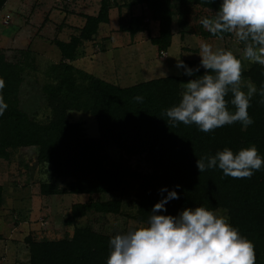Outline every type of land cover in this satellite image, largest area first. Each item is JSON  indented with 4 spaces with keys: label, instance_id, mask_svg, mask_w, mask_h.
<instances>
[{
    "label": "trees",
    "instance_id": "1",
    "mask_svg": "<svg viewBox=\"0 0 264 264\" xmlns=\"http://www.w3.org/2000/svg\"><path fill=\"white\" fill-rule=\"evenodd\" d=\"M5 1L0 0V9ZM111 1L100 0L95 15L82 14L83 23L77 34L70 35L66 41H54L60 60L47 65L44 71L45 80L40 86L47 108L44 120L32 118L21 108L23 74L26 67L32 66L31 52L18 50L19 58L13 61L6 51L0 50V78L5 85L0 95L7 104L0 116V157H9L15 150L33 146L35 161L46 164L50 172L49 179L39 183L40 194L86 195L85 201L71 203L61 219L63 226L71 227L69 235L66 232L55 240H36L29 233L24 235L27 264H106L109 239L118 229L112 227L105 232L89 223L78 226L76 222L89 212L94 216L121 214L122 192L130 184L134 186L136 198L131 219L137 225L146 223L153 205L167 195L161 189L176 191L179 198L170 200L165 205L166 211L160 214L177 216L184 208L198 206L213 211L221 209L229 223L254 244L256 264H264V166L250 179L225 176L218 167L199 173L196 167V159L201 155H215L225 147L237 152L255 145L264 159V103H261L264 97L259 95L264 84V66L245 63L235 54L243 62L241 81L258 89L248 109L254 120L252 125L244 128L236 122L208 133L199 131L195 125L173 126L163 112L181 99V80L203 75L202 67L191 77L184 75V69L180 68L179 75L121 87L71 62L76 48L83 41L92 40L99 24L108 21ZM221 2L131 0L125 5L142 6L137 15H130L124 22L123 29L134 34L147 29L149 20L154 21L157 34L150 36L149 42L164 52L171 41L175 11L185 13L193 4L211 10L214 15ZM199 33L219 37L201 25ZM220 35L225 38L230 33ZM180 61L194 70L200 65L199 59L180 58ZM138 95L143 97V102L134 100ZM231 98L229 93L226 99ZM228 107L234 111L230 103ZM71 112L93 118L92 136L85 133L81 121L69 118ZM111 147L116 153L113 159L107 155ZM131 158H138L140 162L133 166ZM2 201L0 185V206Z\"/></svg>",
    "mask_w": 264,
    "mask_h": 264
},
{
    "label": "rangeland",
    "instance_id": "2",
    "mask_svg": "<svg viewBox=\"0 0 264 264\" xmlns=\"http://www.w3.org/2000/svg\"><path fill=\"white\" fill-rule=\"evenodd\" d=\"M70 1L54 0L51 3L48 2L42 8V13L33 9L34 4H37L35 0H32L33 3H25L26 10H22V13L9 3H5L0 10V50L6 51L13 61L19 58L18 50L28 49L31 52L32 66L26 67V74H23L21 108L38 121L44 120L47 113L43 94L40 91V86L45 80L44 71L47 65L60 60L54 41L58 39L66 41L70 35L77 34L78 27L83 23L82 16H78L77 13L95 15L100 0H90V3H85L84 6L78 5L75 0ZM129 2L131 0H112L110 2L109 21L100 23L95 37L90 41H83L76 48L75 58L71 61L76 67L123 87L151 78L179 75L180 68L176 66L177 61L180 58L200 60L199 45L201 42L209 43L213 49L220 47L231 50L243 60V47L234 34L221 39L220 37L202 36L199 33L200 20L211 17L213 12L193 4L188 7L185 13L174 12L171 22V41L164 50L165 55L163 56L149 42V37L157 34L154 21L149 20L147 29H141L136 34L122 32L128 15L138 14L142 6L138 4L126 6L125 4ZM67 3L69 6L65 5ZM116 4L118 5L116 6ZM28 6H32V8H28ZM55 8L60 12L52 11ZM47 12H50L51 20L54 19L52 24L54 23L60 29L54 27L53 33H45L42 35L44 37L33 38L31 33L25 34V32L20 35L22 28H19V25H21L24 17L27 18L31 15L35 19L34 23H39L41 15H46ZM62 12H65L66 15ZM5 13L9 17L6 25L1 23ZM35 27L28 29L34 33ZM201 27L205 29L202 25ZM16 32H18L17 35H15ZM27 39H30L28 47H26ZM23 41L24 43H22ZM243 61L249 63L246 60ZM31 68L34 70L31 71ZM187 82L188 80H181V83ZM247 86L246 81H241L243 91L247 92ZM69 118L81 121L87 135L92 136L94 134L91 116L80 112H71ZM35 151V147L31 146L15 150L9 157H0V185L3 199L0 206V234L2 236L0 247H4L6 244L3 238H6L8 244L11 242L9 239L20 240V237L26 234L27 222L31 225L32 223L35 224L40 217L47 220L46 228L55 226L63 228L61 219L68 213L70 204L86 200L84 194H40L39 183L47 181L50 172L46 164H38L35 161ZM107 152L110 159L116 157L115 149L112 147ZM139 162L138 158H131L130 163L134 166ZM141 169L145 170L142 167ZM134 193V186L131 184L122 192L121 214H106V216L96 214L94 216L93 212H89L86 217L79 218L76 225L82 226L89 223L94 229L105 232H108L112 227L118 230H127L129 226L136 224L131 219V214L134 213L136 207ZM214 211L218 215L225 216L221 209ZM23 219L27 221L24 222L25 224H21ZM18 243V245H22L21 241ZM2 249L4 248L0 250ZM4 253V255L2 254L4 260L0 261V264H12L11 255L7 254L6 251ZM1 257L0 254V259Z\"/></svg>",
    "mask_w": 264,
    "mask_h": 264
},
{
    "label": "clouds",
    "instance_id": "3",
    "mask_svg": "<svg viewBox=\"0 0 264 264\" xmlns=\"http://www.w3.org/2000/svg\"><path fill=\"white\" fill-rule=\"evenodd\" d=\"M200 23L221 39L220 34H234L243 44V60L264 66V0H222L214 15L202 18ZM199 57L200 65L195 70L177 61L184 75L191 77L200 67L205 72L181 83V99L163 114L173 126L195 125L204 133L236 122L244 128L252 125L248 109L258 89L250 83L247 92L242 90V60L231 50L213 49L206 42L199 45ZM4 86L0 78V91ZM229 93L230 100L226 99ZM259 95L264 97V84ZM134 100L140 103L143 97L138 95ZM229 103L234 111L229 110ZM6 109L0 95V116ZM262 166L264 159L255 145L237 152L225 147L215 155L203 154L196 159L199 173L218 167L234 179H250ZM160 191H167V195L153 205L146 223L117 230L109 239L106 264H256L254 244L229 223L228 217L204 206L184 208L177 216L160 214L170 200L179 198L176 191Z\"/></svg>",
    "mask_w": 264,
    "mask_h": 264
},
{
    "label": "crops",
    "instance_id": "4",
    "mask_svg": "<svg viewBox=\"0 0 264 264\" xmlns=\"http://www.w3.org/2000/svg\"><path fill=\"white\" fill-rule=\"evenodd\" d=\"M52 1H54V0H35V3H37V4H34V8L33 9H36L37 12L42 13V8L45 6V4H47L48 2L51 3ZM75 1L78 3V5H81V6H84L85 3H87V4L90 3V0H75ZM91 1H93V0H91ZM28 2L29 3H33L32 0H6L5 1V3H7V4L9 3L18 12H21V13H22V10H26L25 3L28 4ZM69 3H67L65 5H68ZM28 8H32V6H30V7L28 6ZM73 10H74V8H73ZM52 11H55V12L59 11L60 12V10H57L56 8L53 9ZM55 12H54V14H56ZM49 13L47 12L46 15L42 14L39 23H36V22L34 23L35 19H34V17L32 18L31 15L28 16L29 18L28 17L27 18L24 17L23 20H22L21 25H19V28H22L20 35H22L24 32H25V34H27V33L30 34L31 33L32 37L34 38V37H37V36L41 37L42 35H45V33H48V32H52L53 33V31H54L53 28L54 27L57 28V26L54 23L52 24L54 19L51 20V15ZM62 13L64 15H66L65 12H62ZM77 14H78V16H80L83 13L82 14L81 13H77ZM88 15H90V14H88ZM130 15H137V14H134V13L133 14H129L127 19L129 18ZM52 17H53V15H52ZM55 18H57V17H55ZM108 21H109V19H108ZM31 22H33V23L31 24ZM60 24H62V23H60ZM59 26H61V25H59ZM69 26H71V24H69ZM32 27H35L34 33H32L28 29V28H32ZM57 29H60V28H57ZM18 31H20V29H18ZM122 32H126V33L129 34V32L127 30H124L123 28H122ZM136 33L137 32H135L134 34H136ZM17 34H18V32L15 33V35H17ZM42 37H44V36H42ZM20 38H22V37L20 36ZM33 38H32V40H33ZM29 40L30 39H27V43H26L27 46L26 47L29 46ZM58 40H61V39H58ZM130 41H132V40L130 39ZM22 43H24V41ZM58 53H59V51H58ZM22 222L23 223H21V224H25L27 221L24 219ZM46 226H47V220L45 218H43V217L42 218L40 217L39 220L36 221L35 224L32 223V225L27 222V225L25 227L26 234L29 233L36 240H55V239H58V238H61L62 236H64V234L66 232H68V235H69L70 228H71L70 226L69 227L63 226V228L62 227H58V226L47 227L46 228ZM23 237H24V235L22 237H20V240L9 239L11 241L9 244L6 242V238H3L4 239V243H6V244L4 245V247H0V249L4 248V249L0 250V254L2 256L0 261L4 260V256L3 255L5 254L4 252L6 251L7 254H10L11 257H12V264H27L28 263L27 250H26L25 244L22 242V238ZM13 240H15V241H13ZM19 241L22 242V245H18Z\"/></svg>",
    "mask_w": 264,
    "mask_h": 264
},
{
    "label": "built area",
    "instance_id": "5",
    "mask_svg": "<svg viewBox=\"0 0 264 264\" xmlns=\"http://www.w3.org/2000/svg\"><path fill=\"white\" fill-rule=\"evenodd\" d=\"M62 1H64V2H68V1H70V0H62ZM8 19H9V17H8V14H5V15H3V17H2V19H1V23L2 24H8ZM159 53L160 54H162V55H164L165 53L163 52V51H159Z\"/></svg>",
    "mask_w": 264,
    "mask_h": 264
}]
</instances>
